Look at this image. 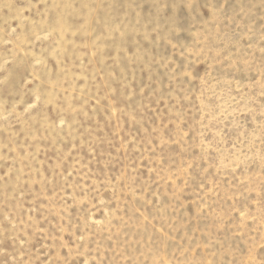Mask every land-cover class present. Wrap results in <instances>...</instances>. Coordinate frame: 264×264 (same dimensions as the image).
I'll use <instances>...</instances> for the list:
<instances>
[{
	"label": "rangeland",
	"instance_id": "obj_1",
	"mask_svg": "<svg viewBox=\"0 0 264 264\" xmlns=\"http://www.w3.org/2000/svg\"><path fill=\"white\" fill-rule=\"evenodd\" d=\"M0 264H264V0H0Z\"/></svg>",
	"mask_w": 264,
	"mask_h": 264
}]
</instances>
